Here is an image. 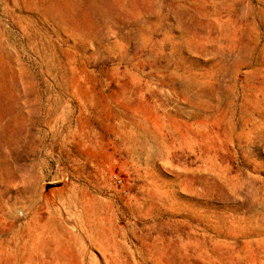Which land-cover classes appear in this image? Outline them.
I'll return each instance as SVG.
<instances>
[{
    "label": "rangeland",
    "instance_id": "1",
    "mask_svg": "<svg viewBox=\"0 0 264 264\" xmlns=\"http://www.w3.org/2000/svg\"><path fill=\"white\" fill-rule=\"evenodd\" d=\"M0 264H264V0H0Z\"/></svg>",
    "mask_w": 264,
    "mask_h": 264
},
{
    "label": "built area",
    "instance_id": "2",
    "mask_svg": "<svg viewBox=\"0 0 264 264\" xmlns=\"http://www.w3.org/2000/svg\"><path fill=\"white\" fill-rule=\"evenodd\" d=\"M114 178H115L116 182H117L119 185L122 184V180H121V179H119L117 176H115Z\"/></svg>",
    "mask_w": 264,
    "mask_h": 264
}]
</instances>
